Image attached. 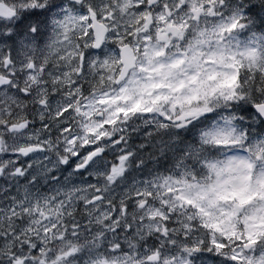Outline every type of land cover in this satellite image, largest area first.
Returning <instances> with one entry per match:
<instances>
[{
    "label": "clouds",
    "instance_id": "9594fccd",
    "mask_svg": "<svg viewBox=\"0 0 264 264\" xmlns=\"http://www.w3.org/2000/svg\"><path fill=\"white\" fill-rule=\"evenodd\" d=\"M0 264H264V0H0Z\"/></svg>",
    "mask_w": 264,
    "mask_h": 264
}]
</instances>
